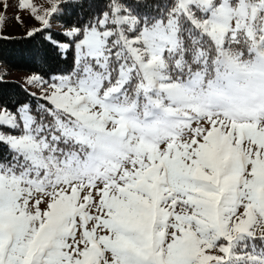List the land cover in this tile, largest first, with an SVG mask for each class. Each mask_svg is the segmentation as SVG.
<instances>
[{"label": "snow or ice", "instance_id": "obj_1", "mask_svg": "<svg viewBox=\"0 0 264 264\" xmlns=\"http://www.w3.org/2000/svg\"><path fill=\"white\" fill-rule=\"evenodd\" d=\"M0 264H264V0H0Z\"/></svg>", "mask_w": 264, "mask_h": 264}]
</instances>
